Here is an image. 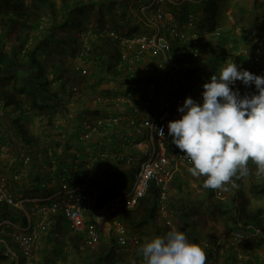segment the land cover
<instances>
[{
    "label": "rangeland",
    "instance_id": "374dc122",
    "mask_svg": "<svg viewBox=\"0 0 264 264\" xmlns=\"http://www.w3.org/2000/svg\"><path fill=\"white\" fill-rule=\"evenodd\" d=\"M33 1L34 0H16V4L19 5V7L13 10H15V12L20 10L22 14L29 16L30 19H35L37 15L40 14L41 24L39 29L45 30L53 20L50 9H46V7L49 6L52 7L51 11L55 14L54 19L56 23L59 22L57 25H61V20L67 15L64 0H41L40 3H38V5H40L38 7L40 8H37L35 6L36 2L34 1V5ZM117 1L111 0V9L106 5L98 6V3L85 4L80 13H78V11H73L75 17L78 16L75 20L77 22L80 20L79 24H76L75 27L68 25L63 28L55 27L54 38L57 42L46 40L51 47L48 53L42 56V59L45 60L47 71L50 74L49 76L52 77L51 75L55 71L57 76L58 74H63V76L70 75V81L67 80L68 82L63 85H73L75 88V91L72 93L67 95L61 94V82H57V80L53 83L52 89L57 90L60 100L48 99L43 96L39 97V99L43 101L42 104L48 105L47 108L37 110L30 104L27 95L21 91L24 85L27 87H29V85L33 86L31 85L33 72L28 70V66L25 65L24 62L19 63L10 61L5 67H0V78H8L12 75L9 80L0 79V92L6 90L11 92L14 80L18 79L15 84V96H12V92L9 96L11 101H15V103L6 105L5 101L2 100L3 106L0 107V153L3 154V156L0 157V174L13 194L16 195L17 192L12 189L11 185H16L10 173V166L12 164H16L21 168V160L26 156L31 159L32 151L35 152L38 150L45 152L50 150L53 155H57V159L60 154L61 157L65 156V154L68 157L71 153L69 151L75 150L79 146L75 140V126L82 121L81 119L87 117L93 120L111 112V109H109L110 107H106V109L103 108L101 114H97V112V115H94V108H96V106H93L96 105L94 101L100 100L106 96L108 91H110V86H116L119 90H122L125 85L128 86L126 74L122 72H119L117 76L115 74L110 76L111 73H107L103 81L97 85H93L91 79L81 76L75 70V68L79 66L80 68L86 69L88 74H92L96 70L95 59L98 55V47L101 46L103 49L110 50L109 52H111V47L108 43L104 44L102 41L103 37L100 40V37H98V35L96 36L98 32L104 31L100 26L125 37L140 33H150L149 28L144 25L141 13L142 11L144 14L149 12L146 6H148L152 0ZM192 1L196 3H193L194 6H190L191 12L193 11L192 15L188 14L187 16L179 7L186 2H190L189 0H168L163 5V9L166 13L181 25L187 27V24L191 22L192 26H188L183 30L187 35L191 37L195 36L197 41L196 57L188 54L183 58L176 57L174 54L172 57H169V60L171 59L172 62L177 63L179 66L177 78L180 82V88L182 90L190 87L193 88L195 84L199 83L202 90L201 92L199 91L198 94L197 90H195L192 97L194 100L202 103L203 84L209 82L211 75L215 73L218 74L219 70L225 66V61L231 62L233 60L240 70H248L255 75L264 76V56L262 55V51L264 50V47H262L264 41V0H232L235 2L230 8V13L227 12L224 6V3H227L229 0H223L221 3V11H219V17L217 18L218 21L220 19V22L216 20V24L213 25L212 29L210 22L207 18L205 19L200 6L197 5L199 3H197V1L199 0ZM240 4L244 6L243 10L239 9ZM233 10H235V12ZM201 24L202 26L204 25V27L200 29L199 26H201ZM215 31H218V37L214 35ZM32 34L34 35L35 33ZM71 36L75 37V40H77L74 46L67 44ZM88 36H93V39L91 37L87 39ZM211 38H213V40ZM32 40V38L29 39L30 42ZM250 40L256 44L258 43V46L256 47L255 45L254 48V45H252L254 49H252V47L248 49L251 45ZM32 43H34V41H32ZM11 46L16 48L15 45L7 43L4 49H8ZM93 46L97 49H94V53L91 52L90 61L92 64H89L85 51L88 48H93ZM179 46V42H172V47H174L173 51ZM109 55L111 56L110 53ZM252 58H255L256 61H252ZM161 59L162 58H157L149 62L151 68L154 66L159 68L158 73L160 76H153V71L147 70L145 74L137 75V80L141 84L150 85L152 87H159L162 84L163 76L169 72L170 68L162 66ZM110 61L112 62V60ZM61 65L63 66L61 67ZM115 76L116 79H113ZM235 86L240 90L242 96L245 94L252 95L257 93L254 84L245 86L241 81H237ZM145 96L146 95L143 93L137 95L142 106L148 105H146L147 100ZM102 104L103 103L98 106H103ZM129 111L130 113L126 108H119V111L110 113V115H115L114 113H117L125 118L124 120H126L127 117H132V125L121 131L124 134H130L131 128L137 126L141 118L149 113V110H147L145 114L144 112L141 113V110L138 108H135L134 111L129 109ZM14 119L19 121L22 130L28 137L37 139L35 144L27 145L21 140L18 130L13 123ZM58 124L59 128L57 130L55 126ZM60 127L61 130H59ZM102 139L103 137H96V147L116 148L114 147L116 146V142L110 147L109 138L106 140ZM171 141L172 137L170 136L165 144V152L170 156H178L179 154L184 155V153ZM86 148L87 147L84 148L86 152H94V154H96V148L90 150ZM127 152L131 154L134 151L129 150ZM75 162L78 169H85L92 179L96 178V184L101 191V198L105 194L107 196L110 191L109 195L115 192V190L113 191L112 182L108 181V174L103 172L105 171L103 170V166L97 167L96 169L99 170L100 168V171L101 169L103 170L101 171L103 173L102 178H98V172H95L94 168H89V166H87H91V164L80 160H76ZM137 163L138 161H135V163L128 166L109 163L116 169L113 176L119 174V169L122 171L123 189L127 188L132 182ZM28 164L23 167L24 170ZM249 166L252 169L250 174L247 177L235 181L238 185L237 188H231L229 185L228 191L221 190L219 199L214 196L208 198L207 189L203 187L204 177L199 179L194 178L190 175L188 169L177 166L168 189L166 210L169 216V225L156 214L152 222L139 228L131 229L128 225L126 226V224L123 223L122 225L126 230L127 237H136L139 242L134 246L115 245V253L111 264H142V258L138 255V248L151 238L163 236L173 228L185 232L191 243H194L195 239L202 243L211 242L223 235L236 232L237 230L242 231L248 234L246 239L235 244L240 247L246 244L247 248H242V250L245 251H241V258L246 257L245 252L247 249L249 250L250 247L255 250L256 254L264 256L263 230V234H259L256 237L250 235L248 230L234 229L230 231L231 222L227 218L229 214L222 212L223 208L233 206L231 212L235 215V218H237V222H239L242 218V214L238 213L241 207L235 204L237 194H242V198L247 202L246 209H251L255 213L264 208V176L255 175V166L251 164ZM117 178L114 179L116 180ZM20 179L23 181L26 180L24 176L20 177ZM122 190H120V192H122ZM235 191H238V193ZM262 216H264V214H262ZM92 218V216L86 218L87 223L92 222ZM13 220L14 222L19 221V223H21V220L17 218ZM63 225L64 223L61 225L60 234L57 238L50 237L47 234L48 232H46L37 239L33 247L32 264H93L98 258H100L99 264H108L104 259V254L109 250L115 240L114 228L110 227V229H103L101 227L99 242L93 248L85 251L78 249V251H76L74 249V244H77L75 237L72 236ZM195 232L203 233L206 239L199 236V238H197ZM224 247L225 243H223L220 248L216 249L215 259L210 264H218L220 257L223 255L222 250ZM205 251L208 254V251ZM3 253H5L4 247L0 245V254ZM5 262L8 264V261ZM207 263L208 261L206 264ZM0 264H3V261H0Z\"/></svg>",
    "mask_w": 264,
    "mask_h": 264
},
{
    "label": "built area",
    "instance_id": "2783aa9c",
    "mask_svg": "<svg viewBox=\"0 0 264 264\" xmlns=\"http://www.w3.org/2000/svg\"><path fill=\"white\" fill-rule=\"evenodd\" d=\"M166 1L168 0H152L146 6L149 14H144L142 11L144 25L149 28V34L140 33L125 37L108 29L96 34V36L118 42L119 62L116 71L126 74L128 86L125 85L122 90L116 86H110L109 89L112 93L94 101L95 106L101 107L98 106L101 103L112 102L119 107L115 110L110 104L111 112H117L119 108H126L130 113L129 109L134 111L135 108H138L141 113L145 114L147 110L149 113L141 118L137 126L131 128L130 134L120 132L119 127L124 119L117 113L110 115L111 112L93 120L84 118L79 130L75 131V140L78 143H94L93 148H96V154L89 158L90 160L94 159L93 162L97 159L100 163L111 162L114 165L128 166L138 161L129 188L97 206L98 190L91 183L92 178L86 170L63 169L57 173L60 179L58 190L45 200L32 201L13 194L0 174V202L10 206L15 218L21 220L19 223V221L14 222L9 218H0V234L12 228L10 242L15 245L22 257L10 249L6 242L0 240V244L5 250L2 255L7 257L8 264H32V252L37 239L46 232L50 237L57 238L63 223L72 236L79 238V250L85 251L93 248L99 242L100 227L97 221L87 223L86 218L89 215L94 216L96 220H103L109 228H114L115 241L118 246L137 245L139 240L136 237H127L126 230L117 219V215L120 212L135 209L139 201L147 195L150 185H153L158 192L156 215L169 225L166 204L170 181L177 166L188 169L191 164L183 154L170 156L165 152V144L170 137L167 126L169 121L181 117V113L177 109L183 105L185 98L192 97L195 90L198 94L202 88L199 83L195 84L193 88L185 90L180 88L177 78L179 66L171 59L169 60V57H172L173 54L179 58H183L187 54L196 57L197 41L195 36L191 37L183 30L192 26L191 22L186 27L166 13L163 9ZM214 35L217 36L218 31H215ZM90 37L93 36H88L87 39ZM174 41L180 44L178 48H175V51L172 47ZM157 58H162V66L170 68L169 72L163 76L162 84L159 87L141 84L137 80V75L145 74L147 70L153 71V76H160L158 67L151 68L149 66V62ZM88 62L92 64L91 61ZM75 70L83 77L88 75L86 69L79 66ZM231 87L233 90L238 89L235 84ZM64 88L67 89V94L75 91V88L69 85H65ZM139 93L146 95L147 106H142L137 97ZM239 93L241 95L240 90ZM102 108L104 107L102 106ZM103 127L112 130L116 136H122L118 145L114 146L116 148L96 147L97 141L91 140L92 135L101 134L100 130ZM161 127L164 129V136L158 134L157 129ZM129 150L134 152L130 154L127 152ZM2 156L3 154L0 153V157ZM29 161L28 156L24 157L21 160L22 166L27 165ZM90 162L92 163V161ZM111 168V172L116 170L114 166ZM18 169L19 166L16 164L10 166V173L13 177L16 176ZM213 196L219 199L221 190H215ZM248 231L255 237L263 233L257 227H251ZM247 235V233L237 230L221 236L215 241L203 242L202 246L207 245L205 250L208 251V263L215 259V251L223 243L225 246H233L245 240Z\"/></svg>",
    "mask_w": 264,
    "mask_h": 264
},
{
    "label": "clouds",
    "instance_id": "9594fccd",
    "mask_svg": "<svg viewBox=\"0 0 264 264\" xmlns=\"http://www.w3.org/2000/svg\"><path fill=\"white\" fill-rule=\"evenodd\" d=\"M237 81L255 85L256 94L241 96ZM202 103L187 97L178 107L181 117L168 122V135L191 166L194 178L204 177L205 189L228 191L236 180L264 176V76L240 70L225 61L218 74L203 84ZM157 129V128H155ZM158 130L164 136V129ZM205 246L191 243L185 232L172 229L138 248L142 264H206Z\"/></svg>",
    "mask_w": 264,
    "mask_h": 264
},
{
    "label": "trees",
    "instance_id": "16d2710c",
    "mask_svg": "<svg viewBox=\"0 0 264 264\" xmlns=\"http://www.w3.org/2000/svg\"><path fill=\"white\" fill-rule=\"evenodd\" d=\"M36 5H35V2ZM33 4L37 7L38 3H40L41 0H34ZM117 1V0H114ZM119 1V0H118ZM117 1V2H118ZM121 1V0H120ZM65 2V8L67 10V15L63 17L61 20V25H57L56 20L54 19L55 14L51 11L52 7H46L50 9V14L53 17V20L51 24L43 29H39L41 24V15L38 14L35 19H30L29 16L24 15L21 13V11H16L13 9H16L19 7V5L16 4V0H0V67H5L8 65L10 61L15 62H24L25 65L28 66V70L33 72V77L31 78V85L27 87L26 85L22 86L21 91L27 95V98H29L30 104L36 108L37 110H43L48 107V105L42 104L43 101L39 99L40 96L47 97L48 99L53 100H60V96L58 95L57 90L52 89L53 83L61 82V94L66 93V88H64V85L67 80L70 81V75L58 74L56 71L51 75L50 77L49 72L47 71L45 60L42 59V56L48 53L50 50L51 45L46 42V40H50L52 42H57V40L54 38V28L60 27L63 28L64 26H74L76 24H79L80 20L78 22L75 20L78 16L75 17V14L73 11H78L80 13L82 11V7L85 4H97L98 6L106 5L111 9L112 2L111 0H64ZM69 3V5H68ZM67 4V5H66ZM219 0H203L200 4L197 5L200 6V9L202 10V13L205 16V19L207 18L208 21L211 24V29L213 28V25L216 24V20L219 17L218 13L220 11L219 9ZM255 4V3H254ZM190 6H194L191 2H186L180 6L182 9V12L187 16L192 15V12L190 10ZM263 6V5H260ZM44 7V6H43ZM244 6H241L239 9L243 10ZM76 9V10H74ZM43 11V10H42ZM39 13V12H38ZM204 25L199 26V28H203ZM101 29H106L102 26H100ZM32 33H35L34 35ZM100 37V36H98ZM218 37V36H217ZM33 39L34 43L32 41L30 42L29 39ZM102 37L99 39L101 40ZM76 38L71 36L69 40L67 41V44L74 46L77 43ZM213 40V38H211ZM105 43H108V45L111 47L110 50H105L101 46L98 47V55L95 59L96 63V70L92 74H88V79H91V83L93 85H97L101 81L104 80V76H106L107 73H111L110 76H113L114 74L117 76L119 74L118 71H116V66L119 62V45L118 42H114L110 40L109 38H103L102 40ZM251 41V40H250ZM101 42V41H100ZM7 43H10L12 45H15L16 48H13L12 46L8 49H4L5 45ZM207 43V42H204ZM213 43V42H209ZM250 47L248 49H254L255 45L258 46V43H254L251 41ZM254 45V48L253 46ZM262 47H264V41L262 43ZM91 47V46H89ZM94 49L97 48L93 46V48H88L86 52L87 60L90 61V55L91 52L94 53ZM111 54V56L109 55ZM262 55L264 56V50L262 51ZM112 60V62L110 61ZM252 61H256L255 58H252ZM54 65V64H53ZM63 65H61L62 67ZM55 68V67H54ZM248 69V68H247ZM112 70V71H110ZM106 72V73H104ZM109 75V74H108ZM115 76V78H116ZM12 77L9 76L8 78H0L1 80H9ZM61 77V78H60ZM15 78V77H14ZM18 81V79L14 80V83L12 85V96H15L16 87L15 84ZM30 84V83H29ZM71 87H74L73 85H70ZM204 90V89H203ZM11 92L9 90L0 92V103L1 107L3 106L2 100L5 101L6 105H10L12 103H15V101H11L9 98ZM42 101V102H41ZM46 103V102H45ZM13 123L15 124L19 136L21 140L27 144L32 145L37 142L36 138H30L26 135V133L22 130L20 123L17 119H14ZM208 192V198H211L213 196V190L207 189ZM238 193V191H235ZM103 201L101 199V196L97 197V206L102 205ZM236 205L241 207V210L238 211V213L242 214V218L237 222V218H235V215L231 212L233 209V206H230L229 208H223L222 212L227 215V218L231 222V229L230 231L234 229H240V230H249L251 227H257L263 230L264 232V208L256 211L255 213L251 209H246L247 202L242 198V194L236 195ZM158 206V192L157 189L150 185L147 195H145L138 203L137 207L130 211H124L120 212L117 215V219L120 221L121 224L128 225L131 229L142 227L143 225L148 224L149 222H152L155 218L156 214V207ZM230 210V211H229ZM0 218H9L12 221L15 219V214L13 213L10 206L6 205L3 202H0ZM229 231V232H230ZM12 233V228L5 230L3 234H0V240L6 242L8 247L14 251L21 257V254L16 249L15 245L10 242V234ZM263 234V233H262ZM261 234V235H262ZM195 235H197V238L201 237L203 239H206V236L203 233H197L195 232ZM199 236V237H198ZM224 236V235H223ZM75 240L78 244L79 238L75 237ZM214 241V240H213ZM212 242V241H211ZM194 243H200L199 240H194ZM74 244V249L78 251V245ZM3 246L2 244H0ZM115 245L117 243L115 240L113 241L112 245L110 246L109 250L104 254V259L108 264L112 263L113 256L115 253ZM22 258V257H21ZM235 258V259H234ZM103 259V258H102ZM7 257L0 254V261H3V264H7L5 261H7ZM100 258L93 262V264H99ZM233 260V261H232ZM248 261V259H246ZM246 260H242V258L237 261L236 256L230 258V261L228 264H238V262H242L243 264H247L245 262ZM213 261V260H212ZM211 261V262H212ZM5 262V263H4ZM211 262L207 263L210 264ZM47 264V263H44Z\"/></svg>",
    "mask_w": 264,
    "mask_h": 264
},
{
    "label": "crops",
    "instance_id": "0c3cea01",
    "mask_svg": "<svg viewBox=\"0 0 264 264\" xmlns=\"http://www.w3.org/2000/svg\"><path fill=\"white\" fill-rule=\"evenodd\" d=\"M189 1L191 3H196L192 0H189ZM202 1L203 0H199V1H197V3L199 2V4H200ZM222 1L223 0H219V4H218L219 9L221 8ZM234 2L235 1L229 0L227 3L226 2L224 3L225 9L227 10L228 13H230V11H231L230 8L234 4ZM220 11H221V9H220ZM233 11L235 12V10H233ZM218 22H220V19ZM108 93L111 94L112 92L108 91ZM110 104L112 105L111 107H113V109H115V110H117L119 107V106H116V104H113L112 102H109L107 104H102V105H103L104 109H106L105 106L109 107ZM93 106H95V105H93ZM94 109H95L93 112L94 115L101 114V112L103 110L102 106L98 107V108L96 107ZM123 119H125V118H123ZM81 120H83V119H81ZM132 120L133 119L131 117H127L126 120H124L119 127L120 132L122 130H124L126 127L128 128L131 125ZM81 122H79L77 126L74 125L76 128V132L79 130V128L81 126ZM55 127L58 130L59 124ZM59 130H61V127ZM100 133H101L100 135L99 134L98 135L97 134L92 135L91 140L94 142L96 140V137L97 138L103 137L102 140H106L109 138L108 140L110 141V147H112L114 145V142H116V145H118L119 140L122 137L121 135L120 136L114 135L113 131L108 129L107 127H103L100 130ZM62 138H64V137H62ZM77 144L79 146L75 150H70L69 152H71V153H70V155H68V157L66 154H65V156L61 157V154H60V156H58V159L56 157L57 155H55V154L53 155V153H51L50 150H48L47 152L39 151V150L35 151V152L32 151V154H31L32 160L30 159V162H29L28 166H26V169L24 170V168H23V167H25L24 165L21 168L19 166V169L17 171L16 176L13 177L11 175V177H13V179L16 182V185L11 184L12 189L17 192L16 195L26 197L28 199H31L32 201H42V200L47 199L51 194L56 192L59 188L58 185L60 183V179L58 178L57 173L63 169H69L71 171L77 170L78 167H77V164H75L76 160L86 161L87 163L89 162V164L91 163L90 161H92L91 166L90 165H87V166H89V168L90 167L94 168L95 172H98V178H102L103 173L101 171H103V170H105L103 172H106L108 174L107 175L108 179H109L108 181L112 182L113 191L115 190V192L111 193V195H109V193L111 192L110 191L107 194V196H106V194L103 195V197L101 198L103 203L110 200L111 198L117 196L119 193H121L120 190H122L124 188V184L122 181V179H123L122 171L119 169V174L113 176V173H115L116 170L114 172H111V170H112L111 167H113V166L110 165L109 162L100 163V162H98L97 159L93 162L94 159H92V160L89 159V158H92L93 156H95V154H94V152L93 153L92 152H86L84 150V148L87 147L86 149L90 150L93 148V146H92L93 144H90V143L88 144V142L83 143V144L77 142ZM55 157H56V160H55ZM73 160H75V161H73ZM20 165H22V164H20ZM101 166L104 167L103 170L101 169V171H100V168H99V170H96L97 167H101ZM22 176H24L26 178V180L23 181L22 179H20V177H22ZM117 177H120V178H117ZM114 178H117V179L115 180ZM11 181H12V179H11ZM96 181H97L96 178H93L91 183H93V185L96 186L98 193H99L98 196L100 197L101 191L99 190V186H97ZM129 186H130V184L128 185L127 188L123 189L122 192L127 190L129 188ZM89 216H92V215H89ZM92 217H93L92 218L93 221L98 222V225L100 226V228L102 227L103 229H105V228L110 229V228H108V226L105 224V222L103 220H100V219L96 220L94 218V216H92ZM63 227L65 228L64 225H63ZM200 243H202V242H200ZM242 248L243 249L247 248L246 244L241 246V247L239 245L225 246L222 250L223 255H222V257H220L218 264H228L230 261V258H232L234 256H236V260L239 261L241 259V251H245V250H242ZM245 253H246V257H242V260L248 259V261L247 260L245 261V262H247V264H264V256L256 254L255 250L252 249L251 247L249 248V250L247 249ZM238 264H243V263L238 262Z\"/></svg>",
    "mask_w": 264,
    "mask_h": 264
},
{
    "label": "water",
    "instance_id": "95a60500",
    "mask_svg": "<svg viewBox=\"0 0 264 264\" xmlns=\"http://www.w3.org/2000/svg\"><path fill=\"white\" fill-rule=\"evenodd\" d=\"M0 107H1V103H0Z\"/></svg>",
    "mask_w": 264,
    "mask_h": 264
}]
</instances>
